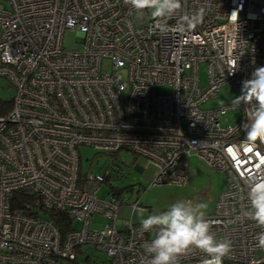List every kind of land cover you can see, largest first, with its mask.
<instances>
[{
	"label": "built area",
	"instance_id": "1",
	"mask_svg": "<svg viewBox=\"0 0 264 264\" xmlns=\"http://www.w3.org/2000/svg\"><path fill=\"white\" fill-rule=\"evenodd\" d=\"M201 7L203 22L178 31L183 15ZM153 23L137 20L124 0H0V78L14 89L0 115V264H148L143 245L155 232L131 220L134 207L144 208L140 194L118 226L121 197L96 195L104 176L81 172L80 146L144 157L154 169L151 184H187L193 156L223 172L226 188L207 218L218 239L233 243L224 264L264 263L256 240L264 228L242 215L249 185L264 179V144L250 150L244 143L245 105L233 123L221 122L229 103L201 108L224 84L239 96L242 81L264 66V0H183L168 35ZM69 29L80 48L63 47ZM103 59L109 73L101 71ZM17 191L35 194V202L15 208ZM51 211L71 219V228L62 234ZM84 246L105 258L82 259ZM204 258L195 251L181 264Z\"/></svg>",
	"mask_w": 264,
	"mask_h": 264
},
{
	"label": "clouds",
	"instance_id": "2",
	"mask_svg": "<svg viewBox=\"0 0 264 264\" xmlns=\"http://www.w3.org/2000/svg\"><path fill=\"white\" fill-rule=\"evenodd\" d=\"M136 12L137 20L147 14L154 21L153 31L168 35L172 30L168 19L181 13L183 0H124ZM205 9L199 8L191 14H184L178 31H190L203 22ZM238 21L239 11L229 16ZM253 63H255L253 61ZM233 64L232 71L236 70ZM231 111H237L243 104L245 122L241 127L246 136L244 143L254 149L257 142L264 144V66L255 68L250 79L242 81L241 94L231 100ZM248 209L242 215L264 228V179L254 180L248 187ZM209 204L191 199H178L166 210L153 212L145 217L146 209L134 207L133 213L140 217L144 232H155L154 238L143 245L149 258L148 264H181V258L199 251L204 254L201 264H224L233 252V243L228 238L218 239L207 218ZM257 247L264 250V231L258 233Z\"/></svg>",
	"mask_w": 264,
	"mask_h": 264
},
{
	"label": "rangeland",
	"instance_id": "3",
	"mask_svg": "<svg viewBox=\"0 0 264 264\" xmlns=\"http://www.w3.org/2000/svg\"><path fill=\"white\" fill-rule=\"evenodd\" d=\"M146 17H150L148 14ZM78 32L74 29L65 30L63 33L62 44L65 49L80 48V44L75 40ZM102 73L111 71V63L108 59L101 61ZM123 77L124 71L119 72ZM199 79L202 86L207 82L206 65L199 66ZM159 92L169 93L171 87L158 86ZM14 89L9 83L0 78V98L11 99ZM235 98L233 86L228 83L223 85L218 95L214 98L206 100L201 108H216L223 104H231V100ZM227 118L228 123H233L238 119V115L233 111L227 112L223 118ZM222 118V123H225ZM80 156L81 172L91 171L93 174H111L110 184L114 189H122L120 194L122 206L118 210L117 225L120 226L130 217L131 208L129 203L133 202L140 194V203L146 209L145 217L153 212L166 210L167 207L178 199H191L193 201H202L209 204L208 215L213 212L215 202L219 194L226 188L225 174L221 171L209 168L205 163L199 161L196 157L189 159V180L185 185H169V184H151L154 169L142 157H135L133 153L127 150H120L115 154H103L97 152L96 149L80 146L78 148ZM137 165L135 168L134 166ZM143 167V170H139ZM111 188L107 183H103L96 195L99 198L107 197V193L111 192ZM95 220L100 221L101 216L94 215ZM131 220L134 223H140V217L131 214ZM78 226V224H76ZM99 224L91 223V228L98 229ZM93 246H84L83 250L89 251L92 259H103L105 253L99 250H93Z\"/></svg>",
	"mask_w": 264,
	"mask_h": 264
},
{
	"label": "trees",
	"instance_id": "4",
	"mask_svg": "<svg viewBox=\"0 0 264 264\" xmlns=\"http://www.w3.org/2000/svg\"><path fill=\"white\" fill-rule=\"evenodd\" d=\"M10 106H11V99L4 100L0 98V115L7 112L10 109ZM103 176H104L103 182L107 183L109 187L111 188V190L120 196V194L122 193V189H114L113 186L110 184L111 174L107 173V174H103ZM35 200H36L35 194L25 192V191H17L13 197V204L15 208H18V207H23L24 203H34ZM48 216L53 219V221L55 222V224L57 225V227L59 228L62 234L71 228L72 220L67 218L65 214L61 212L51 211V212H48ZM92 249L94 250V248ZM78 252L80 253V251ZM86 254L87 255L83 256L82 259L88 261L89 255L91 256V254L89 251H87ZM261 264H264V263H261Z\"/></svg>",
	"mask_w": 264,
	"mask_h": 264
},
{
	"label": "bare ground",
	"instance_id": "5",
	"mask_svg": "<svg viewBox=\"0 0 264 264\" xmlns=\"http://www.w3.org/2000/svg\"><path fill=\"white\" fill-rule=\"evenodd\" d=\"M224 85H225V84H224ZM221 87H222V86H221ZM157 90H158V89H157ZM228 112H230V111H228ZM226 113H227V112H226ZM226 113H225V114H226ZM236 113H237V112H236ZM225 114H224V115H225ZM224 115H223V116H224ZM237 115H238V114H237ZM223 116H222V118H223ZM224 119H226V122L224 121ZM221 121H222V119H221ZM223 121H224L225 123H228L226 117L223 118ZM120 150H127V151H130V150H128V149H120ZM120 150H119V151H120ZM119 151H117V152H119ZM130 152L133 153L132 151H130ZM114 154H115V153H114ZM133 154H134V153H133ZM134 155H135V157H138V156H139V155H136V154H134ZM139 157H142V156H139ZM142 158H144V157H142ZM144 159H145V158H144ZM145 160H146V159H145ZM140 170H141V168H140Z\"/></svg>",
	"mask_w": 264,
	"mask_h": 264
},
{
	"label": "water",
	"instance_id": "6",
	"mask_svg": "<svg viewBox=\"0 0 264 264\" xmlns=\"http://www.w3.org/2000/svg\"><path fill=\"white\" fill-rule=\"evenodd\" d=\"M135 168L137 167V165L134 166ZM140 170V169H139Z\"/></svg>",
	"mask_w": 264,
	"mask_h": 264
}]
</instances>
